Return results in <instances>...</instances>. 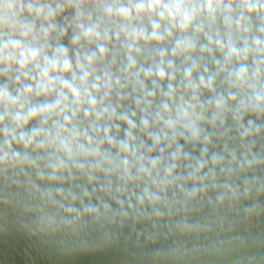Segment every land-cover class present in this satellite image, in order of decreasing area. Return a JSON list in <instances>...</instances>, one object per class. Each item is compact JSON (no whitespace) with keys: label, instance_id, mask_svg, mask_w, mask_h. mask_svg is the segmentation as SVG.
Masks as SVG:
<instances>
[{"label":"clouds","instance_id":"clouds-1","mask_svg":"<svg viewBox=\"0 0 264 264\" xmlns=\"http://www.w3.org/2000/svg\"><path fill=\"white\" fill-rule=\"evenodd\" d=\"M0 264H264V0H0Z\"/></svg>","mask_w":264,"mask_h":264}]
</instances>
